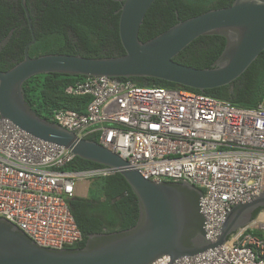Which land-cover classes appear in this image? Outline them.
I'll return each mask as SVG.
<instances>
[{"label":"built area","instance_id":"2783aa9c","mask_svg":"<svg viewBox=\"0 0 264 264\" xmlns=\"http://www.w3.org/2000/svg\"><path fill=\"white\" fill-rule=\"evenodd\" d=\"M67 94L90 96L85 113L62 109L55 123L98 143L149 181L189 183L203 191L207 239L228 213L264 192V102L254 109L186 90L139 87L87 77ZM71 150L45 142L0 117V218L37 245L62 250L83 241L68 201L82 182L119 173L103 167L67 171ZM264 208L227 243L174 264H264ZM163 257L153 264H169Z\"/></svg>","mask_w":264,"mask_h":264},{"label":"water","instance_id":"95a60500","mask_svg":"<svg viewBox=\"0 0 264 264\" xmlns=\"http://www.w3.org/2000/svg\"><path fill=\"white\" fill-rule=\"evenodd\" d=\"M116 1L122 3L119 33L125 55L87 58L46 54L32 58L29 50L36 37L23 0L33 40L26 46L22 62L0 71V117L35 138L71 150L79 159L118 170L137 196L138 221L124 231L91 235L83 248L57 250L40 247L16 225L0 218V264H153L163 257L174 264L224 246L233 233L251 222L257 209L264 208V192L249 203L236 205L216 241H211L206 237V219L201 212V189L189 183L146 180L139 172L127 169L128 162L116 153L41 118L27 103L23 84L43 74L155 78L204 92L232 84L264 52V0H234L229 7L179 21L146 42L140 40L139 32L156 0ZM11 35L0 42V52ZM202 36L226 39L222 54L210 68L196 69L174 61Z\"/></svg>","mask_w":264,"mask_h":264},{"label":"trees","instance_id":"16d2710c","mask_svg":"<svg viewBox=\"0 0 264 264\" xmlns=\"http://www.w3.org/2000/svg\"><path fill=\"white\" fill-rule=\"evenodd\" d=\"M234 0H156L147 12L139 38L146 42L169 28L213 9L229 7ZM36 42L29 54L37 58L46 54L80 55L87 58L120 57L122 45L119 22L122 3L116 0H26ZM0 52V71H8L24 60L25 48L33 40L23 0H0V42L10 34ZM226 39L202 36L193 41L174 61L196 69L210 68L222 54ZM84 76L60 74L37 75L23 84L24 97L34 112L55 122V113L70 109L85 113L90 96L67 94L68 87L85 80ZM139 87L186 90L228 102L234 107L254 109L264 102V52L232 84L214 89H191L155 78H130ZM91 140L98 142L95 136ZM104 166L75 157L67 171H85ZM203 192V191H202ZM83 241L68 248H83L88 237L134 227L139 218L137 196L121 173L91 181L86 197L68 201ZM263 208L257 209L253 218ZM259 238L264 235L255 232Z\"/></svg>","mask_w":264,"mask_h":264},{"label":"rangeland","instance_id":"374dc122","mask_svg":"<svg viewBox=\"0 0 264 264\" xmlns=\"http://www.w3.org/2000/svg\"><path fill=\"white\" fill-rule=\"evenodd\" d=\"M90 183H91L90 181L89 182H82L78 187L79 190H77L76 196H80V194H81L80 192H82V194L86 193L89 186H90Z\"/></svg>","mask_w":264,"mask_h":264},{"label":"crops","instance_id":"0c3cea01","mask_svg":"<svg viewBox=\"0 0 264 264\" xmlns=\"http://www.w3.org/2000/svg\"><path fill=\"white\" fill-rule=\"evenodd\" d=\"M79 190V189H78ZM81 194H80V196L81 197H86L87 196V194H88V190H87V192L86 193H84V194H82V192H80Z\"/></svg>","mask_w":264,"mask_h":264}]
</instances>
